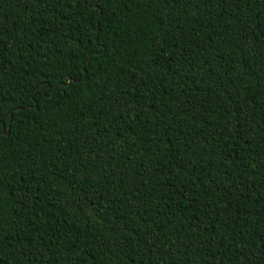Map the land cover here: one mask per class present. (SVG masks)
Returning <instances> with one entry per match:
<instances>
[{"label": "trees", "instance_id": "16d2710c", "mask_svg": "<svg viewBox=\"0 0 264 264\" xmlns=\"http://www.w3.org/2000/svg\"><path fill=\"white\" fill-rule=\"evenodd\" d=\"M0 264H264V0H0Z\"/></svg>", "mask_w": 264, "mask_h": 264}, {"label": "water", "instance_id": "95a60500", "mask_svg": "<svg viewBox=\"0 0 264 264\" xmlns=\"http://www.w3.org/2000/svg\"><path fill=\"white\" fill-rule=\"evenodd\" d=\"M95 7L98 8V6H95ZM84 73L86 74L85 71H84ZM72 82H74V80H70L67 85H69ZM20 109L21 108H17L15 111H19ZM10 118L12 119V114L10 115ZM2 126H3L4 135L5 136H8L9 135V131H10V126L8 127V129H7L8 131L6 133H5V126H4V124H2Z\"/></svg>", "mask_w": 264, "mask_h": 264}]
</instances>
